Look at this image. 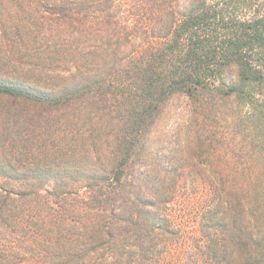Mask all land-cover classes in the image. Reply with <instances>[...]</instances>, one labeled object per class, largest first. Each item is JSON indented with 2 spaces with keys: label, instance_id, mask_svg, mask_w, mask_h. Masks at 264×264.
<instances>
[{
  "label": "trees",
  "instance_id": "1",
  "mask_svg": "<svg viewBox=\"0 0 264 264\" xmlns=\"http://www.w3.org/2000/svg\"><path fill=\"white\" fill-rule=\"evenodd\" d=\"M0 264H264V0H0Z\"/></svg>",
  "mask_w": 264,
  "mask_h": 264
},
{
  "label": "rangeland",
  "instance_id": "2",
  "mask_svg": "<svg viewBox=\"0 0 264 264\" xmlns=\"http://www.w3.org/2000/svg\"><path fill=\"white\" fill-rule=\"evenodd\" d=\"M182 112L187 108L183 102L180 106ZM187 114L180 117L179 122L182 124L187 120ZM205 181L194 180L189 178L186 182L182 183L184 187L178 193V200L173 206V212L179 220L182 227L189 233L197 231V217L201 209L202 198L207 195L205 191ZM204 190H202V189Z\"/></svg>",
  "mask_w": 264,
  "mask_h": 264
}]
</instances>
